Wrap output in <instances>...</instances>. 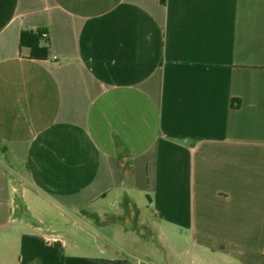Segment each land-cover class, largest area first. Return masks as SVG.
Segmentation results:
<instances>
[{"label": "crops", "instance_id": "obj_1", "mask_svg": "<svg viewBox=\"0 0 264 264\" xmlns=\"http://www.w3.org/2000/svg\"><path fill=\"white\" fill-rule=\"evenodd\" d=\"M0 264H264V0H0Z\"/></svg>", "mask_w": 264, "mask_h": 264}, {"label": "trees", "instance_id": "obj_2", "mask_svg": "<svg viewBox=\"0 0 264 264\" xmlns=\"http://www.w3.org/2000/svg\"><path fill=\"white\" fill-rule=\"evenodd\" d=\"M163 3L166 0H162ZM21 46L30 50V59L47 60L51 56V40L45 29L23 30Z\"/></svg>", "mask_w": 264, "mask_h": 264}, {"label": "built area", "instance_id": "obj_3", "mask_svg": "<svg viewBox=\"0 0 264 264\" xmlns=\"http://www.w3.org/2000/svg\"><path fill=\"white\" fill-rule=\"evenodd\" d=\"M57 57H55V59H56Z\"/></svg>", "mask_w": 264, "mask_h": 264}]
</instances>
